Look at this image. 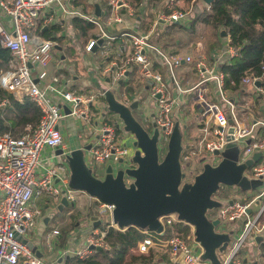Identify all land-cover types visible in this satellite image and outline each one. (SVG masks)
Returning <instances> with one entry per match:
<instances>
[{"label": "built area", "instance_id": "built-area-1", "mask_svg": "<svg viewBox=\"0 0 264 264\" xmlns=\"http://www.w3.org/2000/svg\"><path fill=\"white\" fill-rule=\"evenodd\" d=\"M175 1L169 0L167 7L171 8ZM69 2L70 0H0L2 15L7 16L11 22L6 24L0 18V43L10 49L16 59L15 65L2 73L0 84L19 99L27 94L42 112L39 122L27 134L15 137L6 132L0 135V264H44L34 249L24 242L29 239L37 222L36 216L41 213L39 209L33 208L34 200L43 193L55 196L63 194L56 185L58 182L64 183L63 195L69 200L75 199V189L67 186L69 180L67 163L62 162L50 167L41 176L37 173L46 148L63 149L65 155L71 153L72 150L65 142L62 125L68 117L72 116L79 121L80 135H85L89 139L90 148L85 149V162L93 175L100 177L99 174L102 173L105 176L109 164L112 165L114 173L120 168L137 167L135 162L129 164L127 161L134 154L132 140L129 137L126 140L118 133L119 130L125 132L123 123L120 119H117L116 125L110 122L104 113V106L102 108L95 106L102 96L94 92L89 95L74 92L69 89V81L53 69L54 48L58 41L54 37L42 36V30L55 24L60 17L64 18L69 14L82 16L99 28L98 37H111L98 18L83 14L74 9ZM125 15L128 18L137 16V9L131 0H109L106 23L111 29H119L121 36L128 37L133 50L127 58V65L120 66L113 62L104 70L111 78V86L108 88L117 89L118 84L126 77L125 73L133 65H136L143 84L152 81L149 95L157 101L154 118L160 130V137L162 136L160 148L168 143L178 121L176 110L182 101L179 96L171 95L163 74L154 68L155 61L150 56L153 51L161 56L162 62L172 75V81L182 93L196 91L204 116L212 117L214 120L213 128L204 127L205 135L202 139L204 151L212 154L222 152L229 141H234L240 147L238 164L247 163L257 152L264 154V118H255L249 125L239 119L236 111L238 106L230 98L225 86V73L216 66H207L201 54L196 58L187 56L184 60L195 62L201 79L190 89H182L175 75V67L182 64L183 58L165 53L152 41L159 27H163V23L171 25L181 22L185 19L186 12L179 9L168 12L163 10L145 32L127 31ZM98 41L97 37L90 38L86 50L91 52L98 45ZM237 52L238 48L230 44L225 48L224 54L219 55L220 63L225 57L236 56ZM209 81L214 82L217 96L220 102L226 105L227 110L221 103L207 99L203 86ZM242 83H248L261 91L264 98V66L259 75L254 73L247 75ZM51 92L62 100L63 106L49 95ZM7 102L3 100L0 105H6ZM66 106L70 113L66 112ZM231 126L233 132H229ZM259 129L262 133L258 137L256 132ZM243 175L249 180L262 182L257 187L262 189L257 196L251 199L245 196L240 198L237 193L227 196L222 192L224 185L212 196L221 203V206L213 208L218 212L216 216L210 218L220 219L219 230L229 232L231 236L227 250L217 253L220 264H245L240 254L245 242L250 237L256 239L258 235H264V159L247 167ZM124 179L127 186L134 181L129 175H125ZM95 199L98 216L103 219L105 215H109L110 221L106 229L94 230L82 248L64 251V254L75 256V264H80L79 260L89 258L98 249L110 248L106 240L110 228L121 231L127 229L114 222V204L103 202L96 197ZM255 203L259 204L257 210L254 208ZM159 221L163 226L162 232L133 226L145 235L135 246V252L149 254L153 248H159L169 254V261L164 264H214L210 259L203 257L205 248L197 240L194 226L189 224L192 231L186 237L175 235L166 239L163 234L167 227L176 222H187L181 220L175 213L164 215ZM237 221L241 222L240 227L236 226ZM58 232L54 230L55 234Z\"/></svg>", "mask_w": 264, "mask_h": 264}, {"label": "crops", "instance_id": "crops-1", "mask_svg": "<svg viewBox=\"0 0 264 264\" xmlns=\"http://www.w3.org/2000/svg\"><path fill=\"white\" fill-rule=\"evenodd\" d=\"M132 1V0H131ZM146 2V5L142 3ZM70 5L74 9L82 12L87 16H93L98 18L103 27L108 31V34L111 36L108 37H98L99 28L93 24L94 32H91L92 29H89L86 34H82L81 29H79L78 35L81 39V50H85L89 39L92 37L98 38V45L93 48V54L95 55L94 61L89 58H84L78 62L75 61V66L73 68L66 69L63 67H57L56 62L58 59L55 57L53 60V69L64 79L69 81V89L74 92L83 93L89 95L91 92L99 94L101 97L104 91L109 89L111 86V78L105 74L104 70L112 65L113 62H117L120 66L127 65V58L132 53L133 47L131 41L128 37H123L120 35L119 29H111L108 27L106 20L107 15L109 14V0H70ZM169 0H162V2H151L150 0H142L139 4H134L137 9L136 18H128L125 15L127 23V31L130 32H145L148 31L152 26L154 20L159 16L161 11H171L172 9H179V4L183 3L188 6L187 9L183 10L186 12V17L181 22H176L169 25L167 28L159 27L157 34L153 36V42L156 43L165 53L171 55H177L183 58L182 64L175 67L180 69L179 78L177 79L180 82L182 89H190L200 82V75L198 69L195 66V62H188L184 60L187 56L198 57L197 55H203V58L207 66H216L219 68L220 61L219 55L224 54L225 48L229 46L230 35H223V28H211L205 19V16H202L203 11L210 12V6L205 3L203 0H193L191 2L187 1H175L174 5L171 8L167 7ZM96 5H99L101 15L96 14ZM149 5V6H147ZM181 10V9H179ZM72 17L68 19V15L64 18H59V20L50 25L47 32L52 33V37L60 36L63 37L58 41V50H61L64 55L62 59L67 60V58H79L78 54L65 43L66 33L65 30L60 35H55L53 29L55 26L60 30L61 26H66L67 21H71V25H76L74 22L75 17H81L79 15H71ZM5 17V18H4ZM0 18L3 19V22L10 24V19L7 16H3L0 10ZM85 19V18H84ZM207 25V26H205ZM202 27H205V36L202 35ZM57 30V31H58ZM45 31L42 30V33ZM61 31V30H60ZM178 32V33H177ZM188 33V35L186 34ZM176 34V35H175ZM42 36L47 37L42 34ZM174 36H178L177 39H173ZM114 37V38H112ZM171 37L169 41L164 38ZM102 42L100 43V40ZM227 44V46H225ZM88 52V51H86ZM151 58L155 61L154 68L160 71L163 74V77L169 74V69L162 62L161 56L157 52L150 53ZM225 60L228 58L225 57ZM16 60V59H15ZM15 61L14 64L15 65ZM220 69V68H219ZM96 74V75H94ZM126 77L121 81L117 87V97L121 101L126 103H132L134 100L139 101V106L136 109V114L141 113L145 116V122H147L146 127L152 128V121L155 119L154 115L156 112L157 101L154 99L152 105L153 108L147 109L149 103V83L143 84L140 80V77L137 73L136 65H133L130 70L126 73ZM176 75V73H175ZM97 76V79H95ZM177 78V77H176ZM134 85V86H133ZM97 87V89H95ZM206 89V97L209 101H215L221 103L222 107L226 109V105L220 102V99L217 96L216 87L214 82H206L203 86ZM177 90L169 87L171 95L179 96L181 98V106L176 110V116L178 121L181 124L182 131L185 132L184 145L186 149H191L188 152H195L197 143L202 144V139L205 135L204 127L213 128L215 122L212 117H205L203 114V107L198 99L196 91H189L182 93V91L176 87ZM172 89V90H171ZM97 90V91H94ZM230 98L236 102L237 115L239 119L245 124H250L255 118H264V98L263 93L257 90L255 87L248 83H242V89L239 92L232 93L229 89ZM49 95L59 103L62 102L61 99L57 98L52 92ZM103 100V98H100ZM8 103V102H7ZM6 105L1 106L4 109ZM151 107V106H150ZM195 110L196 121H193L190 113ZM135 111V110H134ZM6 112V111H5ZM202 120H200V119ZM230 118V115H229ZM200 120V121H198ZM144 122V121H143ZM65 128L63 131L64 137L66 139V145L71 149L85 148L89 145V139L87 136L80 135L81 131L79 130V121L74 117H68L65 120ZM199 128L200 134L196 131ZM119 135L120 132H118ZM261 130L259 129L256 134L259 137L261 135ZM196 146V147H195ZM184 148V149H185ZM59 149V148H58ZM58 149L46 148L42 154V165L37 171L38 175L41 176L46 169L60 164L63 160V156L58 154ZM204 149L201 147L199 153H204ZM201 157V154H198ZM264 159V154L257 161L258 163ZM206 162H203V165ZM202 171V170H201ZM200 171V172H201ZM69 172V169H68ZM68 185L70 177L68 174ZM58 182V181H56ZM57 187L60 190H64V183H56ZM70 187V186H69ZM48 194L43 193L35 198L34 207L41 211L40 214L36 216L37 222L36 225L28 239L34 245V251L36 254L42 258L44 264H69V261L73 262L75 260L74 256L71 254H64V251L74 250L82 248L87 241V237L94 231H102V228L105 227L110 221V216L105 215L103 219L98 216L97 210V201L95 197L89 195L85 191L78 190L75 192V199L69 200L68 205H64L60 209L59 205L63 198V194L58 196L53 195L54 198V207L49 204V200L42 197V195ZM93 216H98L102 221L101 224L95 225V220L92 219ZM107 218V222L105 219ZM221 227L219 225L218 229ZM54 230H58L57 234L54 233ZM135 248V247H134ZM133 248V252H135ZM158 252L156 257L157 262L160 259V256L163 254H168L163 249H155ZM241 257L245 264H264V239L261 241H256L253 244H250L248 247H243L241 252ZM159 264H164L167 262H158ZM133 264H142V263H133Z\"/></svg>", "mask_w": 264, "mask_h": 264}, {"label": "water", "instance_id": "water-1", "mask_svg": "<svg viewBox=\"0 0 264 264\" xmlns=\"http://www.w3.org/2000/svg\"><path fill=\"white\" fill-rule=\"evenodd\" d=\"M203 1L211 5L214 0ZM96 14L101 15L99 5H96ZM222 34L228 35L226 31H222ZM58 48L61 49L60 46ZM149 85H152V81ZM101 98L107 104L109 112L118 115L123 123V130L132 136L131 144L135 147L132 161L137 167L120 168L114 173L112 165L109 164L104 178H99L93 175L85 162V149H89V145L73 149L66 155L63 149L59 148L58 154L63 156L70 170L69 186L85 191L103 202L114 204L113 219L120 227L138 226L162 232L163 226L159 218L167 214H178L181 220L195 227L196 238L205 248L203 257L210 259L214 264H220L217 253L227 250L231 236L229 232L218 229L221 225L220 219H211L208 215L210 209L221 206L212 196L222 185H237L244 191L260 186V180H249L243 172L260 159L262 152H257L247 163L238 164L240 147L236 142L229 141L225 150L217 152L222 157L218 165L204 163L203 170L195 176L194 182L184 183L181 188L186 173L181 161L185 145L180 122H176L166 149L160 148V130L156 119L152 121V128L148 129L133 115L139 106L138 100L124 103L117 99L111 89H106ZM65 110L67 113L71 112L67 106ZM229 132H233L232 126ZM125 175L134 179L129 186L125 182ZM68 204L69 200L64 195L59 207L62 209ZM92 219L96 221L95 225L102 222L98 216H93ZM262 239L264 235L256 237L258 242ZM24 242L34 248L32 242Z\"/></svg>", "mask_w": 264, "mask_h": 264}, {"label": "trees", "instance_id": "trees-1", "mask_svg": "<svg viewBox=\"0 0 264 264\" xmlns=\"http://www.w3.org/2000/svg\"><path fill=\"white\" fill-rule=\"evenodd\" d=\"M135 1L139 4L142 0ZM150 1L162 2V0ZM177 1L191 2L193 0ZM202 16H205L204 20L215 28L223 27V30H226L230 35L231 45L238 48L237 55L224 60L220 63L219 68L225 73L226 88L232 93L239 92L242 89L243 78L253 73L259 75L264 66V0H214L210 6V12L203 11ZM74 22L81 29L83 35L93 28L92 22L81 17H75ZM55 28L59 29L56 26L53 29ZM42 34L52 37V33L47 31ZM62 37L61 34L54 38L61 40ZM14 61L16 62L10 49L3 47L0 43V77L2 73L12 68ZM3 100H7L8 103L4 109L0 105V135L9 132L15 137H20L30 132L39 122L42 112L27 94L19 99L0 84V103ZM134 113H137L136 110ZM163 148L166 149V146L163 145ZM190 149L191 147L183 150L182 159L188 155ZM182 167L187 176L184 163ZM104 229L105 227L102 228V230ZM191 231L192 228L189 224L176 222L167 227L163 237L166 239L175 235L186 237ZM144 236L133 226L123 231L110 228L106 236L110 248L98 249L89 258L78 262L80 264H151L159 254L155 249L159 248H153L149 254H137L132 251ZM168 261L169 256L163 254L155 263ZM75 262L76 259L73 262L69 261V264H75Z\"/></svg>", "mask_w": 264, "mask_h": 264}, {"label": "rangeland", "instance_id": "rangeland-1", "mask_svg": "<svg viewBox=\"0 0 264 264\" xmlns=\"http://www.w3.org/2000/svg\"><path fill=\"white\" fill-rule=\"evenodd\" d=\"M132 2L135 5L138 4L135 0H132ZM142 5L145 6L146 5V2L143 1V3L139 7H141ZM147 6H149V5H147ZM178 7L181 10H185V9L188 8V6L185 5V4H183V3H180ZM71 15H73V14H69L68 15L69 16L68 19H70L72 17ZM4 18L2 20H4ZM163 25L166 26L165 28H167L169 26V23H163ZM205 26H207V25H205ZM209 26L212 29L215 28L212 24H210ZM219 28H221V26ZM60 30L57 31L55 29L54 30V34L55 35H60L61 32L63 33V31L65 30V33H66L65 43L68 44L78 54V56H80V57L77 58V59L74 58V57H72L71 59L70 58H67V60H65V59L61 60L62 59V55H64V54L62 53L61 50H58L57 48H54L55 57L58 59V61L56 62V66L57 67H63V68H66V69L71 70L70 68H73V66L76 65L75 64V61L78 62L80 60H83L84 58H89L90 60L94 61L95 55L93 54V52H86L87 51L86 50V46H85V50L86 51H84V49L81 50V45H80L81 39H80V37L78 35L79 29L76 27V25H74V26L71 25V21L68 20L66 26H61L60 27ZM216 30H217V28H216ZM222 31H226V30H222ZM91 32H94V29H92ZM201 33H202L203 36H205V27H202ZM186 34L188 35V33H186ZM177 38H178V36H174L173 37V39H177ZM166 39H168L167 41H169L171 39V37L170 38L169 37L164 38V41ZM86 44H87V42H86ZM225 46H227V44ZM92 51H93V49H92ZM175 73H176V77L178 79L179 78V74H180V69L179 68H176L175 69ZM94 75H96V74H94ZM95 79H97V76H95ZM164 80H165V82H167V84H168V86L170 88L177 90V88H176L177 85L172 81V75L170 73L167 74V76L165 77ZM95 89H97V87H95ZM94 91H97V90H94ZM113 92L115 93V95L117 97V93H118L117 89L113 90ZM117 99H120V98L117 97ZM148 100H149V103L151 105L148 104L147 109H150V108H153L154 109V106L152 105V103L154 101V98H152L149 95ZM124 103H126V102H124ZM63 104H64L63 102L60 103L61 106H63ZM95 106L96 107H99V108H102L104 106V108H105V111L104 112L106 113V118L108 120H110V122L114 123L115 125L117 124V119H119L118 118V115L116 113H114V112H109L108 107H107V104L103 100H99V102L96 103ZM155 107H156V104H155ZM195 113H196L195 110H193V112L190 113V116H191V118H192L193 121H196V115H195ZM133 115H135V117H136V113L133 112ZM136 118L139 119L143 124H145V126L148 125L147 122H145V116L143 114L138 113V116ZM200 120H202V119H200ZM200 120H198V121H200ZM64 123H65V121L62 124L63 125V131H64V128H65V124ZM196 131L200 134L199 128H197ZM119 132L121 134V137H123L124 139L127 140V137H129L132 140V136L130 134H127V133L123 132L122 130H119ZM182 133H183V142H184V140H185L184 139L185 132L182 131ZM161 137L159 138V144H160L161 139H162ZM65 142H66V139H65ZM201 147H202V144L200 142L197 143V147L195 148L197 150H195V152H190L189 155H186V156H184L183 159H181V161L183 160L182 161V165H183V163L185 164L186 170H187V173H188V175L186 176V178L181 183V188L184 186V183H193L194 182L196 174L199 173L201 170H203V162H210V163L216 164V163L220 162L221 159H222L221 154L220 153H217V152H215L214 154L209 153V152H206V151L203 154L202 153H199ZM134 151H135V147L133 146L132 152H134ZM198 154H201L200 155L201 157H199ZM185 159H187L188 161H186ZM127 161L129 162V164H131L132 157H129L127 159ZM62 162H64V160H62L61 163ZM188 162L190 163V165H189ZM68 174H69V177H70V170H69ZM99 175H101L99 178H104V176H103L102 173L99 174ZM261 190H262L261 188H255V189H250V190L244 191L243 189H241L237 185H233V186L224 185L223 188H222V192L224 193V195H227L228 196L230 194L237 193V195L240 198H243L245 196L246 198H249V199L257 196L261 192ZM75 191H78V190H75ZM43 196H44V198H46L47 200H49V204L52 207H54V198L55 197L53 195H51V194H44V195H42V197ZM254 208L256 210L259 209V204L258 203H255ZM217 212H218L217 209H213V210H210L208 212V215L211 216V217L212 216H216L217 215ZM105 222H107V218L105 219ZM225 224H227V223L225 222ZM240 225H241V222L237 221L236 222V226L237 227H240ZM233 228L236 229V227H233ZM223 230H226V229H223ZM254 242H255V239L252 238V237H250L245 242L244 247H248V246H250V244H253ZM156 260H157V258L155 259V261Z\"/></svg>", "mask_w": 264, "mask_h": 264}, {"label": "flooded vegetation", "instance_id": "flooded-vegetation-1", "mask_svg": "<svg viewBox=\"0 0 264 264\" xmlns=\"http://www.w3.org/2000/svg\"><path fill=\"white\" fill-rule=\"evenodd\" d=\"M148 129H150V127L148 126Z\"/></svg>", "mask_w": 264, "mask_h": 264}]
</instances>
